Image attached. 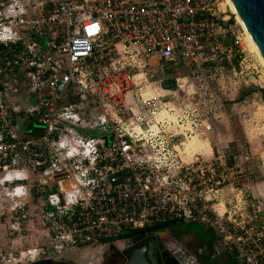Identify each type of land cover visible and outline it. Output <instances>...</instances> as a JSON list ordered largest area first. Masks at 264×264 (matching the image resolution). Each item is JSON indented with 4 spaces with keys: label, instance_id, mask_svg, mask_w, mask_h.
I'll return each mask as SVG.
<instances>
[{
    "label": "built area",
    "instance_id": "1",
    "mask_svg": "<svg viewBox=\"0 0 264 264\" xmlns=\"http://www.w3.org/2000/svg\"><path fill=\"white\" fill-rule=\"evenodd\" d=\"M222 19L218 0H0V151L22 169L24 199L12 240L32 216L47 236L0 245V264L62 260L174 221L211 226L239 264H264V193L210 139L224 64L240 52L229 70L254 81ZM21 119L44 133L23 139ZM194 137L208 144L189 153Z\"/></svg>",
    "mask_w": 264,
    "mask_h": 264
},
{
    "label": "rangeland",
    "instance_id": "2",
    "mask_svg": "<svg viewBox=\"0 0 264 264\" xmlns=\"http://www.w3.org/2000/svg\"><path fill=\"white\" fill-rule=\"evenodd\" d=\"M218 1L221 18H225L222 20L231 23L232 36L247 55V60L244 63L245 78L254 81H249L248 85L238 83L239 79L229 70L236 61L233 60L229 65L224 64L227 73L223 78H219L213 83L223 107L214 119V129L210 139L216 150H221L226 154H238L239 162L245 168V172H248V181L252 185L253 191L256 194L257 192L264 193V64L259 54L251 46L245 28L232 13L226 0ZM36 129L38 135L44 133L42 127ZM13 157L15 156L10 150L8 153L0 151V245H11L20 250L40 242H46L47 236L44 226L35 216H32L34 228L30 235L23 239L19 237L17 241L12 240L14 236L11 233L10 223H14L17 217L12 207L24 200L22 197L14 195L15 188L23 182L16 179L22 169L18 167L19 165L16 164ZM5 175H8L5 178L11 177L12 179L6 181ZM258 182H261L262 185L257 187L256 183ZM153 233L159 234L155 231ZM76 250L73 255L67 256V260L77 258L78 261L85 264H102V260L109 258L110 252L106 244L84 246ZM120 262H116V264Z\"/></svg>",
    "mask_w": 264,
    "mask_h": 264
},
{
    "label": "flooded vegetation",
    "instance_id": "3",
    "mask_svg": "<svg viewBox=\"0 0 264 264\" xmlns=\"http://www.w3.org/2000/svg\"><path fill=\"white\" fill-rule=\"evenodd\" d=\"M161 228L163 230L159 231ZM146 242L151 244L152 264H239L235 253L224 246L223 238L213 227L188 221H174L155 230L138 231L109 242L106 244L109 258L102 260V264L119 261L123 264L134 247ZM70 259L81 264L77 258Z\"/></svg>",
    "mask_w": 264,
    "mask_h": 264
},
{
    "label": "water",
    "instance_id": "4",
    "mask_svg": "<svg viewBox=\"0 0 264 264\" xmlns=\"http://www.w3.org/2000/svg\"><path fill=\"white\" fill-rule=\"evenodd\" d=\"M235 8L243 20L246 28L257 44L262 56L264 57V0H232ZM163 85L167 89L176 87L174 78L165 79ZM151 244L146 242L137 245L131 251L128 259L123 264H152L153 259L150 253ZM27 264H78L76 262L62 259L54 260L51 258L36 260Z\"/></svg>",
    "mask_w": 264,
    "mask_h": 264
},
{
    "label": "bare ground",
    "instance_id": "5",
    "mask_svg": "<svg viewBox=\"0 0 264 264\" xmlns=\"http://www.w3.org/2000/svg\"><path fill=\"white\" fill-rule=\"evenodd\" d=\"M227 4L229 5L232 13L236 16L237 20L243 25V27L245 28V31H246V34H247V38L249 40V42L251 43V46L253 47V49L259 54V56L261 57L262 59V62L264 64V57L262 56L257 44L255 43L253 37L251 36L250 32L248 31V29L246 28L243 20L241 19L240 15L238 14L236 8H235V5L233 4L232 0H226ZM208 142L207 141H204L202 139H198V138H193V139H190L188 142H186L185 144V147H186V151L189 152V153H192L193 151H198L200 150L201 148H203L204 146H207ZM10 174V173H9ZM8 174V175H9ZM8 175H5V177H8ZM19 176L16 178L18 179ZM6 181H9L10 179H12L11 177L9 178H5ZM14 180V179H13ZM20 186V185H18ZM22 193H20V190L19 191H15L14 192V195L16 196H21Z\"/></svg>",
    "mask_w": 264,
    "mask_h": 264
},
{
    "label": "crops",
    "instance_id": "6",
    "mask_svg": "<svg viewBox=\"0 0 264 264\" xmlns=\"http://www.w3.org/2000/svg\"><path fill=\"white\" fill-rule=\"evenodd\" d=\"M224 41L226 42V44H234L235 42V38L232 36V34H228L224 36ZM22 122V124H21ZM20 130H21V136L23 139H26L27 137H35L37 136V126L35 125V123H33L32 120L29 119H21L20 120ZM162 225L158 226L161 227ZM159 231L163 230V228L158 229ZM76 250V249H75ZM77 251V250H76ZM75 253L72 252L70 255H73ZM81 264H85L80 262Z\"/></svg>",
    "mask_w": 264,
    "mask_h": 264
},
{
    "label": "trees",
    "instance_id": "7",
    "mask_svg": "<svg viewBox=\"0 0 264 264\" xmlns=\"http://www.w3.org/2000/svg\"><path fill=\"white\" fill-rule=\"evenodd\" d=\"M242 57V54L240 52H237V55H236V58H235V61L238 62L239 59ZM38 135V134H37Z\"/></svg>",
    "mask_w": 264,
    "mask_h": 264
}]
</instances>
